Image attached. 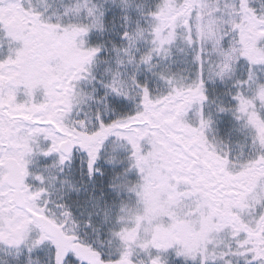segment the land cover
<instances>
[{
    "label": "snow or ice",
    "instance_id": "obj_1",
    "mask_svg": "<svg viewBox=\"0 0 264 264\" xmlns=\"http://www.w3.org/2000/svg\"><path fill=\"white\" fill-rule=\"evenodd\" d=\"M0 264H264V0H0Z\"/></svg>",
    "mask_w": 264,
    "mask_h": 264
}]
</instances>
